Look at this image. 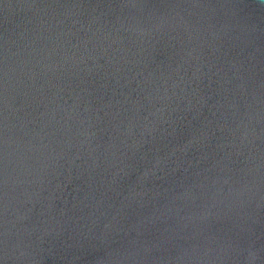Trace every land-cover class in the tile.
<instances>
[{
    "label": "water",
    "instance_id": "water-1",
    "mask_svg": "<svg viewBox=\"0 0 264 264\" xmlns=\"http://www.w3.org/2000/svg\"><path fill=\"white\" fill-rule=\"evenodd\" d=\"M0 264H264V0H0Z\"/></svg>",
    "mask_w": 264,
    "mask_h": 264
}]
</instances>
